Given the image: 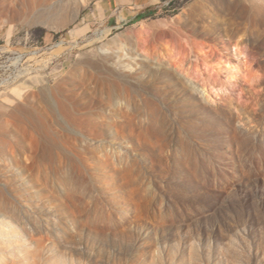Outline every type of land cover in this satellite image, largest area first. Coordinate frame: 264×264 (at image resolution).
Returning <instances> with one entry per match:
<instances>
[{"label": "rangeland", "instance_id": "obj_1", "mask_svg": "<svg viewBox=\"0 0 264 264\" xmlns=\"http://www.w3.org/2000/svg\"><path fill=\"white\" fill-rule=\"evenodd\" d=\"M0 0V264H264V0Z\"/></svg>", "mask_w": 264, "mask_h": 264}, {"label": "crops", "instance_id": "obj_2", "mask_svg": "<svg viewBox=\"0 0 264 264\" xmlns=\"http://www.w3.org/2000/svg\"><path fill=\"white\" fill-rule=\"evenodd\" d=\"M156 0H99L97 12L110 27L132 23L138 14L155 5Z\"/></svg>", "mask_w": 264, "mask_h": 264}, {"label": "trees", "instance_id": "obj_3", "mask_svg": "<svg viewBox=\"0 0 264 264\" xmlns=\"http://www.w3.org/2000/svg\"><path fill=\"white\" fill-rule=\"evenodd\" d=\"M154 13H155V10L154 9L148 8L145 11H143L142 13L138 14L137 17L135 18V21H138V20H140L142 18L151 16Z\"/></svg>", "mask_w": 264, "mask_h": 264}]
</instances>
